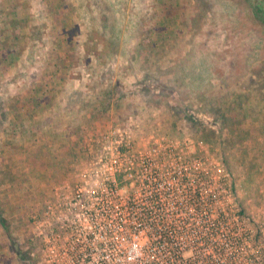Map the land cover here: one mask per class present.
I'll use <instances>...</instances> for the list:
<instances>
[{"label": "rangeland", "instance_id": "obj_1", "mask_svg": "<svg viewBox=\"0 0 264 264\" xmlns=\"http://www.w3.org/2000/svg\"><path fill=\"white\" fill-rule=\"evenodd\" d=\"M255 6L264 0H0L2 143L24 134L22 95L44 121L42 105L55 103L46 76L61 74L70 88L55 93L92 107L59 140L39 141L49 147L34 140L26 178L0 147V264H179L148 254L160 250L150 226L185 238L200 216L150 206L186 204L185 191L216 188L223 175L257 251L264 23ZM175 246L184 264H200V245Z\"/></svg>", "mask_w": 264, "mask_h": 264}, {"label": "built area", "instance_id": "obj_2", "mask_svg": "<svg viewBox=\"0 0 264 264\" xmlns=\"http://www.w3.org/2000/svg\"><path fill=\"white\" fill-rule=\"evenodd\" d=\"M185 177L186 175H183L178 180L181 181ZM223 178L224 182L220 179L216 188L200 187V189L185 191L183 195L188 202L186 204L150 206V209L159 211L164 209L193 211L198 213V217L200 216V228L198 225L193 233L185 238L178 239V236L172 235L167 226L151 225V230L155 232L158 228L161 230L158 231L159 236H157L160 250L157 253L148 252L152 258L157 259L167 255L173 257L175 263L184 264L187 260L183 257L182 250L177 246H172L185 242L202 245L200 246V260H203V264H264V235L255 252L249 219L244 217L242 208L235 202L227 184L226 175H223ZM139 179L142 181L141 178ZM144 182L152 184L148 180ZM165 190L168 194L173 193L169 188Z\"/></svg>", "mask_w": 264, "mask_h": 264}, {"label": "crops", "instance_id": "obj_3", "mask_svg": "<svg viewBox=\"0 0 264 264\" xmlns=\"http://www.w3.org/2000/svg\"><path fill=\"white\" fill-rule=\"evenodd\" d=\"M40 64H42V62H40ZM49 65H51V63L41 66L42 71H46V73L49 74V71L47 70L50 67ZM80 81L81 80L74 81L73 89L77 88L76 85ZM68 82L69 81L66 80L63 81L61 74L55 75V77L46 76L43 78V81H41V85L44 89L43 91L52 89V95L50 96V98L55 102L52 107H48L46 103L42 105L44 109L42 112V117H44V121L41 124L38 123L37 119L39 107L34 108V105L28 103L29 97L27 95H22V98H26V101H24L25 106H21L23 109L20 110L21 116L26 118V122L22 124L23 127L21 129L22 131H24V134L21 133L20 135L15 137H13L12 135H7L5 143H2V141L0 140V147L5 150V153L8 152L9 154V157H5V159L3 158L5 165L9 169H11L12 166L18 167V165H21L20 170L24 172L25 178L27 177V173L26 169H23V167H25L29 163V154H32L33 156L37 155L35 154L36 151L30 152L28 154L26 149H28L29 151L32 150V148H30V145L34 143L35 139L38 140V144L36 145L37 148L42 147L43 144L45 147H49L44 142L41 143L39 141L48 140L51 142L53 139V141L59 140V138L62 136V133H65L66 131H71V129L76 125V122L80 117L92 114L91 106H85L83 107V109H81V107H77L79 102L74 105L71 102L70 98L68 96H65L68 91L62 90L60 94L55 93L56 89H59L61 87L70 88ZM82 98L84 97L81 96L80 100ZM12 111L13 108H9L7 112L11 113ZM34 118H36L37 124L31 121L34 120ZM3 128L6 129L5 126H3ZM15 131L17 132V129H15ZM30 141H32V143H30ZM18 147H24L25 149L23 148L18 151ZM9 172L17 173L13 171ZM7 180H9V178H7ZM4 196H6L5 193ZM9 197H11V195Z\"/></svg>", "mask_w": 264, "mask_h": 264}, {"label": "trees", "instance_id": "obj_4", "mask_svg": "<svg viewBox=\"0 0 264 264\" xmlns=\"http://www.w3.org/2000/svg\"><path fill=\"white\" fill-rule=\"evenodd\" d=\"M253 15L256 19L264 23V7H253Z\"/></svg>", "mask_w": 264, "mask_h": 264}, {"label": "flooded vegetation", "instance_id": "obj_5", "mask_svg": "<svg viewBox=\"0 0 264 264\" xmlns=\"http://www.w3.org/2000/svg\"><path fill=\"white\" fill-rule=\"evenodd\" d=\"M200 246H202V245H200ZM200 264H203V260H200Z\"/></svg>", "mask_w": 264, "mask_h": 264}]
</instances>
